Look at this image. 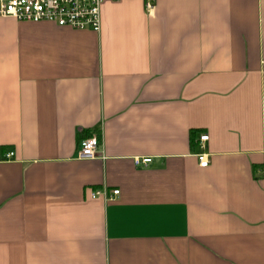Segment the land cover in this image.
Segmentation results:
<instances>
[{"label": "crops", "instance_id": "obj_1", "mask_svg": "<svg viewBox=\"0 0 264 264\" xmlns=\"http://www.w3.org/2000/svg\"><path fill=\"white\" fill-rule=\"evenodd\" d=\"M146 1L0 16V264H264V0Z\"/></svg>", "mask_w": 264, "mask_h": 264}, {"label": "built area", "instance_id": "obj_2", "mask_svg": "<svg viewBox=\"0 0 264 264\" xmlns=\"http://www.w3.org/2000/svg\"><path fill=\"white\" fill-rule=\"evenodd\" d=\"M109 0H0V16L11 17L19 21L53 22L57 26L69 27L78 30H93L101 27V7ZM147 9L152 8L153 1L147 0ZM264 68V59L261 61ZM208 139L207 133L199 136V141ZM101 134H90L84 137L77 149V158L93 159L102 156ZM200 151L196 153V159L200 167H206L209 163V154L199 144ZM9 151L5 157H12ZM151 161L150 156H137L134 158L136 165H147ZM119 193L118 189L111 191L112 195ZM100 195L107 196L105 188L96 189L91 193L92 198ZM110 198V197H107Z\"/></svg>", "mask_w": 264, "mask_h": 264}, {"label": "trees", "instance_id": "obj_3", "mask_svg": "<svg viewBox=\"0 0 264 264\" xmlns=\"http://www.w3.org/2000/svg\"><path fill=\"white\" fill-rule=\"evenodd\" d=\"M192 138V137H191ZM192 145H194V143H192Z\"/></svg>", "mask_w": 264, "mask_h": 264}]
</instances>
